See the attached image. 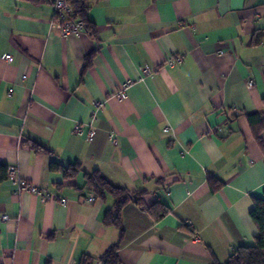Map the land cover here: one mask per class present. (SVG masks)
Returning <instances> with one entry per match:
<instances>
[{"label": "crops", "instance_id": "crops-1", "mask_svg": "<svg viewBox=\"0 0 264 264\" xmlns=\"http://www.w3.org/2000/svg\"><path fill=\"white\" fill-rule=\"evenodd\" d=\"M86 6L97 34L64 37L52 0H0V264H104L117 244L120 264H225L255 245L264 198V0ZM77 163L73 180L51 169ZM96 171L133 196L121 229L103 224L114 199L78 189ZM156 202L169 209L160 220Z\"/></svg>", "mask_w": 264, "mask_h": 264}, {"label": "trees", "instance_id": "trees-1", "mask_svg": "<svg viewBox=\"0 0 264 264\" xmlns=\"http://www.w3.org/2000/svg\"><path fill=\"white\" fill-rule=\"evenodd\" d=\"M69 2L73 7L74 17L84 22L86 31L96 35V25L89 19L86 0H69ZM260 36V34L256 35L253 41L257 43ZM94 56L95 54H90L86 58L83 75L92 66ZM255 116L257 115L253 114L248 117L250 120H253ZM30 146L36 152L52 154L50 150L36 142L31 143ZM51 169L61 172L66 180L76 179L82 172L79 163L69 165L68 167L52 164ZM6 173L7 168L0 166V182L6 179ZM84 179L85 184L83 188H78L79 190L86 191L89 195L95 196L96 200L106 201L108 198L114 199V206L106 212L103 224L106 227L115 226L121 229L122 211L133 200L132 194L125 189L113 185L98 171L92 174H84ZM214 184L215 179L210 178V185L214 186ZM145 194L146 192H142L139 196H144ZM149 211L156 220L162 219L169 213V209L159 202H156ZM250 217L258 230V234L255 237V245L238 248L225 264H264V198L254 200V208L250 213ZM121 232L123 237V230ZM119 247L120 244L112 247L104 257V264H120L117 254ZM215 264L220 263L216 262Z\"/></svg>", "mask_w": 264, "mask_h": 264}, {"label": "built area", "instance_id": "built-area-1", "mask_svg": "<svg viewBox=\"0 0 264 264\" xmlns=\"http://www.w3.org/2000/svg\"><path fill=\"white\" fill-rule=\"evenodd\" d=\"M53 9H54V22L59 25L62 29V35L64 37L69 36H79L82 33L86 32V26L84 22L76 19L74 17V10L72 5L70 4L69 0H52ZM5 60L11 64L13 62V57L11 55H6ZM183 59L182 57H177L171 59L167 65L169 67L175 66V65H182ZM148 68L144 70V73L147 74ZM132 82H128L120 92H118L114 99L117 101H122L127 98V91L131 87ZM250 88L254 87V83L252 81L249 82ZM13 94V90L10 92V96ZM104 106L102 102H95L93 104L94 113L97 112L99 109H101ZM166 132H168V129H166ZM75 133L79 136H86L88 140H91L95 136V128L91 125L89 126L88 132H86L83 128V126L78 125L75 129ZM109 141L112 145L117 146L118 140L117 136L115 134H111L109 137ZM9 180L14 186L21 187V189L29 190L32 192H37V189L33 186L27 185L26 183H23L20 178L18 177V170L16 168H10L9 169ZM88 203H93L96 200L95 196L90 195L88 198L85 199ZM60 203L62 205H65L67 203L66 199H61ZM3 221H8V216L2 217ZM191 226V224H188Z\"/></svg>", "mask_w": 264, "mask_h": 264}]
</instances>
